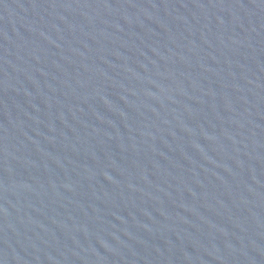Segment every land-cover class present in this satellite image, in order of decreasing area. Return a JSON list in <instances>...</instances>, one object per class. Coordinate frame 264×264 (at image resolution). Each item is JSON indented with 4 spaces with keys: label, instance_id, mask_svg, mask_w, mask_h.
I'll use <instances>...</instances> for the list:
<instances>
[{
    "label": "water",
    "instance_id": "1",
    "mask_svg": "<svg viewBox=\"0 0 264 264\" xmlns=\"http://www.w3.org/2000/svg\"><path fill=\"white\" fill-rule=\"evenodd\" d=\"M0 264H264V0H0Z\"/></svg>",
    "mask_w": 264,
    "mask_h": 264
}]
</instances>
